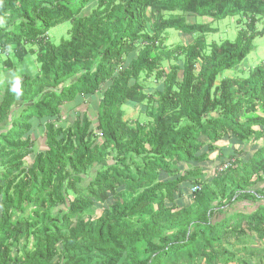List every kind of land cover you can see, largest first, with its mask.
<instances>
[{
	"label": "trees",
	"instance_id": "obj_1",
	"mask_svg": "<svg viewBox=\"0 0 264 264\" xmlns=\"http://www.w3.org/2000/svg\"><path fill=\"white\" fill-rule=\"evenodd\" d=\"M90 5L0 0V264L264 258V65L218 83L264 36V0ZM187 16L245 22L208 44ZM171 32L199 36L170 48Z\"/></svg>",
	"mask_w": 264,
	"mask_h": 264
},
{
	"label": "rangeland",
	"instance_id": "obj_2",
	"mask_svg": "<svg viewBox=\"0 0 264 264\" xmlns=\"http://www.w3.org/2000/svg\"><path fill=\"white\" fill-rule=\"evenodd\" d=\"M95 0H92V5L89 6V9L82 14L88 16L89 12L94 8ZM170 16H178L175 14H169L166 15L167 18ZM187 23L192 24L194 22L193 17H186ZM197 24L199 25H206L212 28L213 30H216V33L209 34L206 36V40L208 41V44H221L224 41H231L234 42L237 39L238 33L240 30L244 28V22L243 20H240L238 18H227L222 21H214L208 17H197L196 18ZM72 29V25L70 23H64L61 25H58L54 28H52L49 32V40L53 44H58L62 39H69V32ZM258 31L264 30V21H259L257 24ZM170 40L168 42V47L172 48L174 46H185L187 45V42H192L195 40L197 36L195 37H182L177 32H171L170 33ZM4 58L0 54V85L1 89L4 88L5 83L7 82L8 78L10 77L11 73H5V67H4ZM264 65V36L261 38H257L255 40V48L254 50L248 55V57L241 63L240 66L237 68L227 71L223 73V76L218 79V83L223 79L227 77L231 78H246L249 75V72H251L255 67ZM20 71L33 76L38 72V67L35 63L34 57H28L23 65L20 66ZM5 73V74H4ZM154 85V84H152ZM81 111L85 112L86 107L82 106L80 107ZM126 109V107H125ZM137 108L135 110L127 109V118L128 119H137ZM65 112V111H64ZM72 118V117H71ZM140 119H144L140 117ZM63 120L66 122V124H70L69 118H63ZM262 145V142L259 143ZM39 148L42 146L41 141L38 142ZM224 145V144H220ZM214 158V155L212 156V159ZM31 159L27 158L25 165H30ZM100 211H98L97 214H99ZM250 264H264V258L262 259H253V261Z\"/></svg>",
	"mask_w": 264,
	"mask_h": 264
},
{
	"label": "clouds",
	"instance_id": "obj_3",
	"mask_svg": "<svg viewBox=\"0 0 264 264\" xmlns=\"http://www.w3.org/2000/svg\"><path fill=\"white\" fill-rule=\"evenodd\" d=\"M188 17H190V16H188ZM191 17H193L195 20H194V22H192V23H197V21H196V16H191ZM200 18V17H199ZM209 18V17H208ZM210 19H212V18H210ZM213 20V19H212ZM261 66V65H260ZM227 78H231V77H227Z\"/></svg>",
	"mask_w": 264,
	"mask_h": 264
}]
</instances>
